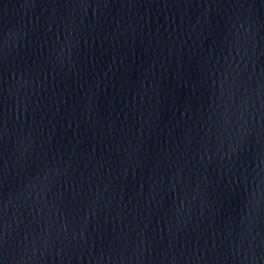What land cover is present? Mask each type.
<instances>
[{
    "label": "water",
    "instance_id": "water-1",
    "mask_svg": "<svg viewBox=\"0 0 264 264\" xmlns=\"http://www.w3.org/2000/svg\"><path fill=\"white\" fill-rule=\"evenodd\" d=\"M3 264H264V0H0Z\"/></svg>",
    "mask_w": 264,
    "mask_h": 264
},
{
    "label": "snow or ice",
    "instance_id": "snow-or-ice-1",
    "mask_svg": "<svg viewBox=\"0 0 264 264\" xmlns=\"http://www.w3.org/2000/svg\"><path fill=\"white\" fill-rule=\"evenodd\" d=\"M0 264H3V262H2V261H0Z\"/></svg>",
    "mask_w": 264,
    "mask_h": 264
}]
</instances>
